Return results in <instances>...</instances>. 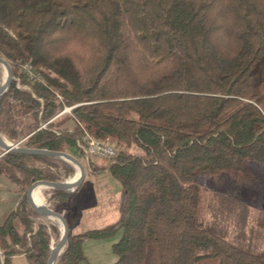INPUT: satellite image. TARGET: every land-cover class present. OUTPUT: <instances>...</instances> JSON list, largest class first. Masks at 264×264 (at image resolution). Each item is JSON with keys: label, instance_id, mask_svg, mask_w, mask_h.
Here are the masks:
<instances>
[{"label": "trees", "instance_id": "16d2710c", "mask_svg": "<svg viewBox=\"0 0 264 264\" xmlns=\"http://www.w3.org/2000/svg\"><path fill=\"white\" fill-rule=\"evenodd\" d=\"M0 56L12 70L0 136L70 153L120 183L118 219L70 229L53 264H81L84 239L119 230L111 264H264V251L241 248L242 185H255L254 166L264 165V0H0ZM85 131L116 155L85 164ZM75 173L55 157L0 155V176L20 193L0 224V264L19 253L45 264L60 230L26 190ZM74 191L41 194L63 213Z\"/></svg>", "mask_w": 264, "mask_h": 264}, {"label": "rangeland", "instance_id": "374dc122", "mask_svg": "<svg viewBox=\"0 0 264 264\" xmlns=\"http://www.w3.org/2000/svg\"><path fill=\"white\" fill-rule=\"evenodd\" d=\"M0 71H1V77H0V84H1V82L4 79V69L2 68L1 65H0ZM90 160L93 163L101 164L104 160L106 161L107 159L92 156ZM255 163L256 162L251 161L249 162V166L253 167L254 165H257V163L256 164ZM261 166L264 167V165H261ZM254 167H256L255 171L258 173L260 181L259 179H255L253 181L255 185H252V188H249V189H253V192H255L256 189L258 188L256 185H259L262 183L261 181L262 170H260V167L258 166H254ZM85 170H87L86 172L88 175L90 171L88 169H85ZM105 174H106L105 172L94 173L93 174L94 178L92 179L88 178L89 176L84 177V179L79 184L82 186L77 190L74 196V199L79 207V215H78L80 218V229L79 230L99 228L115 220V215L113 214L112 210L102 211L99 208H97V206L94 205L91 208V211H90L91 213L89 214V216H87V214L83 213L84 210L81 208V206H79L82 198L87 193L86 191L90 189V190H93L92 192L98 193L99 191L104 189V185H107L109 191H112V192L114 190L116 191V195H117L116 200H117L120 183L116 179L110 176H106ZM74 176H76V173ZM220 181L221 179L219 178L216 180L215 179L212 180V178H207V179L203 178L202 184L207 185V186L223 185V182L222 181L220 182ZM242 188L244 189L242 191L246 192L245 194L247 195L248 187L245 185H242ZM253 192L248 193V195L252 199H248L249 200L248 205L250 206V212H249L248 223H247V228H246L247 234H246L245 240L241 244V248L257 253V252L264 251V228H262L264 227V222L261 223L262 221L261 214L258 212V209H256L257 207L264 208V189L255 192V194ZM210 194L211 192H209L208 195L210 196ZM58 228H59V225H58ZM119 236H120V230L115 235L109 238H103V239L86 238L84 239L82 247H83V252H84L86 259L83 262H81V264H111L115 260V255L112 253L111 247H112V244L118 240Z\"/></svg>", "mask_w": 264, "mask_h": 264}, {"label": "crops", "instance_id": "0c3cea01", "mask_svg": "<svg viewBox=\"0 0 264 264\" xmlns=\"http://www.w3.org/2000/svg\"><path fill=\"white\" fill-rule=\"evenodd\" d=\"M92 156H87L86 154L84 155L85 159V164H87L88 161H91L90 158ZM86 169V168H85ZM87 170H85V177L88 178H94L93 174L94 173H88L87 175ZM108 176L107 174H105ZM261 181L262 183L259 185H256L258 188L256 189L255 192L260 191L264 189V167H262V176H261ZM82 185H78L75 187L73 190H75L72 194V196L67 200L63 213H65L67 222L69 224V228L71 229L72 232L77 233L80 231L84 230H79L80 229V218H79V207L74 199V196L77 192V190L81 187ZM252 185H248V193H252L253 189ZM42 189V188H41ZM41 189L39 193H37L36 198L41 201L43 199V196L41 194ZM70 190V191H73ZM120 190V188H119ZM93 190H88L86 191L87 193L84 195L82 198L80 205L81 208L84 210V214H89L91 213V208L95 205L97 208L100 210L104 211H113V214L115 215V220H113L111 223L115 222L118 217H119V211H118V200H119V192H118V198L116 200V191L114 190L109 191L107 185H104V189L99 191L98 193L92 192ZM255 192H253L255 194ZM247 193V195H248ZM97 194V195H96ZM249 196V195H248ZM250 197V196H249ZM20 198V193L15 191L14 185L7 180L4 177L0 176V224L5 221L9 213L15 208L17 205L18 201ZM249 199H252L251 197ZM44 201V199H43ZM258 212L261 214L262 222H264V208H259L257 207ZM249 212H250V206H249ZM110 224V223H108ZM107 225V224H105ZM104 225V226H105ZM262 225V224H261ZM103 227V226H102ZM100 228V227H99ZM264 228V227H262ZM75 230V231H74ZM11 264H29L27 261L25 255L23 253L15 254L11 257Z\"/></svg>", "mask_w": 264, "mask_h": 264}, {"label": "water", "instance_id": "95a60500", "mask_svg": "<svg viewBox=\"0 0 264 264\" xmlns=\"http://www.w3.org/2000/svg\"><path fill=\"white\" fill-rule=\"evenodd\" d=\"M0 65L4 69V79L0 84V95H1L3 92L7 90L11 82L12 70H11V66L9 62L1 56H0ZM0 148L2 149L1 155L8 151L20 152V153H26V154H39V155H45V156L55 157V158L69 161L72 164H74L76 167V176L72 177L69 180L52 181V180H46V179H38L32 182L31 185L26 190V197H27L28 203L34 209V211H36L42 216L48 217L56 221L59 225L60 237L58 241L53 246H51L50 253L45 262V264H53L67 240L69 230H70L69 224L65 216L63 215V213L49 208L44 203L43 199H41L40 205H36L35 202L31 198L30 191L35 187H38V191H40V189L44 187H53V188H59V189H65V190H73L84 179L85 167L83 163L77 157L73 156L70 153L60 151V150L22 147V146H18L17 143H12V142L7 141L1 136H0Z\"/></svg>", "mask_w": 264, "mask_h": 264}, {"label": "built area", "instance_id": "2783aa9c", "mask_svg": "<svg viewBox=\"0 0 264 264\" xmlns=\"http://www.w3.org/2000/svg\"><path fill=\"white\" fill-rule=\"evenodd\" d=\"M26 76L29 79L36 78V73L28 64L23 65ZM70 107H64L63 111H69ZM79 147L83 150L84 155L95 156L98 158L112 159L116 155V147L108 141L101 140L84 132L81 138L77 141ZM1 256V253H0Z\"/></svg>", "mask_w": 264, "mask_h": 264}, {"label": "bare ground", "instance_id": "6f19581e", "mask_svg": "<svg viewBox=\"0 0 264 264\" xmlns=\"http://www.w3.org/2000/svg\"><path fill=\"white\" fill-rule=\"evenodd\" d=\"M37 193H39L38 187H35L30 191V195H31L32 200L35 202L36 205H40L41 201L37 200V198H36Z\"/></svg>", "mask_w": 264, "mask_h": 264}]
</instances>
